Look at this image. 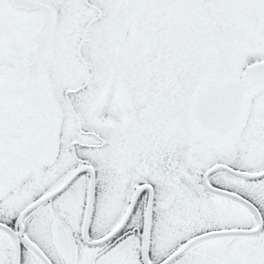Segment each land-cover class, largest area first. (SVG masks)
<instances>
[{
	"label": "snow or ice",
	"instance_id": "6c2138e0",
	"mask_svg": "<svg viewBox=\"0 0 264 264\" xmlns=\"http://www.w3.org/2000/svg\"><path fill=\"white\" fill-rule=\"evenodd\" d=\"M0 264H264V0H0Z\"/></svg>",
	"mask_w": 264,
	"mask_h": 264
}]
</instances>
